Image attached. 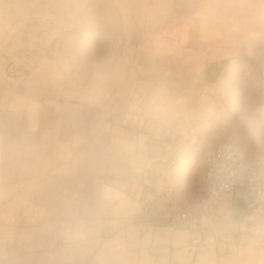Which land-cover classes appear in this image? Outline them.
Instances as JSON below:
<instances>
[{
    "label": "crops",
    "instance_id": "0c3cea01",
    "mask_svg": "<svg viewBox=\"0 0 264 264\" xmlns=\"http://www.w3.org/2000/svg\"><path fill=\"white\" fill-rule=\"evenodd\" d=\"M258 7L128 0L131 60L86 98L38 99L0 82V264H264V202L246 190L200 228L167 209L149 216L144 202L149 189L182 204L203 195L205 155L222 141L204 133L213 86L255 54ZM236 147L250 159L264 135Z\"/></svg>",
    "mask_w": 264,
    "mask_h": 264
},
{
    "label": "rangeland",
    "instance_id": "374dc122",
    "mask_svg": "<svg viewBox=\"0 0 264 264\" xmlns=\"http://www.w3.org/2000/svg\"><path fill=\"white\" fill-rule=\"evenodd\" d=\"M256 1L264 26V0ZM127 2L0 0V82L38 99L86 98L105 75L131 60L133 44L119 8ZM253 47L255 54L227 64L215 82L217 106L204 127L205 135L238 147L264 135V37ZM155 194L153 209L163 212L164 197Z\"/></svg>",
    "mask_w": 264,
    "mask_h": 264
},
{
    "label": "built area",
    "instance_id": "2783aa9c",
    "mask_svg": "<svg viewBox=\"0 0 264 264\" xmlns=\"http://www.w3.org/2000/svg\"><path fill=\"white\" fill-rule=\"evenodd\" d=\"M187 143L199 145L195 132L187 137ZM203 195L189 204L174 203L164 198L169 216L178 226L208 227L220 218L224 197L244 189L255 201L264 202V151L256 149L250 159L244 158L230 140H222L205 155ZM152 190L144 199L145 211L151 216L153 209Z\"/></svg>",
    "mask_w": 264,
    "mask_h": 264
}]
</instances>
